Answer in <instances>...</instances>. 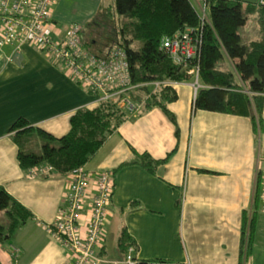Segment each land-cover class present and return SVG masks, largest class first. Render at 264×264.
<instances>
[{"label": "crops", "instance_id": "0c3cea01", "mask_svg": "<svg viewBox=\"0 0 264 264\" xmlns=\"http://www.w3.org/2000/svg\"><path fill=\"white\" fill-rule=\"evenodd\" d=\"M105 1L58 0L51 29L86 28L106 7ZM191 1L200 9V0ZM168 86L177 94L168 106L176 127L160 109L142 112L141 105L137 113L125 112L128 119L83 167L93 176L113 175V194L97 252L103 264H121L124 256L117 250V241L126 231L135 242L137 261L246 263L247 243L242 255L240 241L242 226L245 242L251 232L256 174L264 162V103L261 123L253 127L248 118L196 110L191 82ZM95 106L87 90L35 48L24 45L16 55L9 47L0 49V187L33 215L11 242L0 243V264L71 262L57 238L44 228L54 224L64 206L70 177L53 172L49 177H32L22 171L8 130L24 119L59 139L68 134L70 119L78 110ZM134 152L168 161L155 175L138 167L116 171L134 158ZM93 183L88 184L90 195L95 192ZM87 220L83 215L81 224ZM258 234L256 220L249 257L255 253V241L260 242ZM109 239L115 242V253L108 252Z\"/></svg>", "mask_w": 264, "mask_h": 264}, {"label": "trees", "instance_id": "16d2710c", "mask_svg": "<svg viewBox=\"0 0 264 264\" xmlns=\"http://www.w3.org/2000/svg\"><path fill=\"white\" fill-rule=\"evenodd\" d=\"M201 1L205 6V18L200 17L191 0H113L112 6L100 9L98 15L84 28L95 31L96 26L103 28L110 25V35H104L107 47H98L94 40L86 38L81 28L84 46L91 52L93 45L98 51L92 53L98 56H105L113 50L124 52L131 84L145 85L127 93L130 101L141 104L142 112L160 109L176 127L175 117L168 106L177 100V94L168 85H161L153 92L149 84L192 82L191 76L159 51L163 37L180 30H190L198 38L195 65L198 66V83L201 86L195 95L194 108L248 118L253 127L258 126L264 103V5L258 7L256 2L243 5L237 0ZM250 17L255 19L260 39L246 46L241 44L238 31ZM97 18H103L101 23L95 22ZM224 58L232 62L235 76L231 71L219 68ZM128 116L117 106L116 101H107L97 103L92 109L78 110L70 119L68 134L59 139L31 127L24 119H18L8 133L13 134L12 141L18 148L17 160L22 171L32 174L42 167H50L53 169L52 174L65 177L83 168ZM133 155L130 162L122 164L116 171L138 167L155 175L156 170L168 161V158L152 160L148 154L134 152ZM46 177H49L48 174ZM260 184L261 173L258 171L249 226L251 232L247 242L242 226L240 254L243 255V247L247 243L246 258L252 254V236L260 214ZM1 212L6 215L7 225L4 227L0 224V243L11 242L19 229L33 218L2 187ZM130 246L136 249L134 240L124 231L118 238L117 250L124 256ZM135 264L181 263L135 260Z\"/></svg>", "mask_w": 264, "mask_h": 264}, {"label": "built area", "instance_id": "2783aa9c", "mask_svg": "<svg viewBox=\"0 0 264 264\" xmlns=\"http://www.w3.org/2000/svg\"><path fill=\"white\" fill-rule=\"evenodd\" d=\"M58 0H0V49L9 47L16 55L24 45L35 48L54 65L61 67L82 88L90 91L95 103L116 101L128 113H137L141 104L132 103L128 92L145 85H132L124 52L113 50L105 56L90 52L83 43L81 29L76 25L51 29L52 9ZM205 1V0H204ZM264 0H256V6ZM159 51L177 67L192 77L191 86L196 95L198 83V38L192 31L183 30L162 38ZM155 92L161 85L149 84ZM264 164V162H263ZM262 164V166H263ZM53 172L42 167L30 176H47ZM260 213L264 215V166L261 171ZM70 183L54 224L44 226L54 235L70 256V264H103L97 253L104 233V223L113 194V175L109 172L87 173L82 167L69 175ZM95 192L88 193L89 182ZM87 215L86 223L81 218ZM135 248L128 247L121 264H135Z\"/></svg>", "mask_w": 264, "mask_h": 264}, {"label": "rangeland", "instance_id": "374dc122", "mask_svg": "<svg viewBox=\"0 0 264 264\" xmlns=\"http://www.w3.org/2000/svg\"><path fill=\"white\" fill-rule=\"evenodd\" d=\"M200 2L202 3L200 5V9H198V7H196V8H197V10H198V12L200 14V17L205 18L206 15H204V12H203L204 8H205L204 2L201 1V0H200ZM105 4H106V7L107 6H112L113 0H106ZM106 7L103 6L100 9H103V8H106ZM102 19L103 18H97L95 20V22L101 23ZM247 22H248V24L245 27V29H242L239 32V36H240V39H241V44L242 45H246V46L251 41H256V40L260 39V33H259L258 29H257V25L255 23L254 17H250ZM89 23H91V21ZM110 29H111L110 25H106L103 28H100V27L96 26L95 29H94L95 31L84 30V33L86 35V38H88L89 40L91 38L92 40H94V42L97 43L96 45L98 47L104 48V47H107V46H105L106 45V39H105L104 35H107V34L110 35V33H111ZM91 32H94L95 34H92ZM90 50L93 53H97V51H98L96 48H94L93 45L91 46ZM104 50H106V49H104ZM219 68H221L222 70L231 71V73L234 74V76L236 75L234 70H233L232 62L230 60H228L227 58H224V60H222L219 63ZM192 89H194V88H192ZM193 93L195 94L194 90H193ZM263 150H264V144L261 147V155H262V157H264ZM259 170L260 171L262 170V164L259 166ZM0 224L2 226H4V227L7 225L6 215L3 212L0 213ZM257 231H259L258 237L260 239V242H258L257 240L255 241V247H256L255 249L256 250H255V253L253 254V257L251 256V257L247 258L246 263L243 262V264H264V217L261 216V215H259L258 219H257ZM109 243L110 244H109V251L108 252L109 253H115L116 250H115V247H114V245H115L114 240L109 239Z\"/></svg>", "mask_w": 264, "mask_h": 264}, {"label": "bare ground", "instance_id": "6f19581e", "mask_svg": "<svg viewBox=\"0 0 264 264\" xmlns=\"http://www.w3.org/2000/svg\"><path fill=\"white\" fill-rule=\"evenodd\" d=\"M180 31H183V30H180Z\"/></svg>", "mask_w": 264, "mask_h": 264}, {"label": "clouds", "instance_id": "9594fccd", "mask_svg": "<svg viewBox=\"0 0 264 264\" xmlns=\"http://www.w3.org/2000/svg\"><path fill=\"white\" fill-rule=\"evenodd\" d=\"M201 87V86H200Z\"/></svg>", "mask_w": 264, "mask_h": 264}]
</instances>
